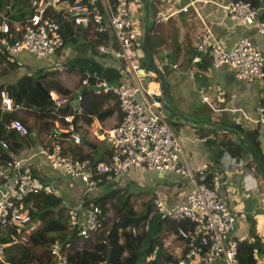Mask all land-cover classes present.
Wrapping results in <instances>:
<instances>
[{
    "label": "built area",
    "instance_id": "2783aa9c",
    "mask_svg": "<svg viewBox=\"0 0 264 264\" xmlns=\"http://www.w3.org/2000/svg\"><path fill=\"white\" fill-rule=\"evenodd\" d=\"M186 1L185 13L200 3L214 4L236 26L251 28L255 35L264 36V0ZM135 3L139 8L142 6V0H5L0 9V49L5 54L28 53L38 60L54 63V57L65 47L64 31L69 25L76 34L83 33L87 40L101 43L99 52L122 60L128 76H123L118 84H110L86 73L82 81V87L96 96H114L122 114L114 128L97 127L89 131L93 140L104 146L98 159L84 157L88 153L71 152L74 146L85 147L76 123L77 117L83 114V96H78L75 109L73 98L49 93L52 107L42 113L54 117L53 126L30 158L6 157L4 153L10 155L8 139L0 137V230L15 228L19 237L33 233L36 230L30 215L33 197L61 198L63 206L68 207L60 188L34 175L31 161L38 157H43L51 169L80 182L87 194L133 172L174 173L188 178L190 187L185 203L170 205L160 199L155 201L160 217L177 225L167 245L166 253L171 260L165 264H241L240 245L255 244L237 234L238 223L246 210L232 209L222 196L223 174H215L206 184L191 169L182 140L162 110L159 87L154 88L152 80L143 74L144 67L137 53L142 30L138 14L133 10ZM105 37L107 41H103ZM197 51L200 55L195 58L196 63L208 60L215 69L229 67L240 81L264 80V54L249 36L240 37L231 47H225L208 32L198 43ZM167 65L168 59H164L162 66ZM57 68L61 73L66 71L64 65ZM24 111L33 110L1 91L2 133L14 131L26 138L28 127L19 119ZM10 114L16 118L5 122ZM253 123L260 136H264V100L257 107ZM83 206L68 207V222L77 230L79 238L89 240L103 231L105 218L99 206L85 209ZM72 247L71 243L57 240L49 250V264H72ZM252 258L254 264H264L258 247L253 250ZM155 259L152 255L146 264Z\"/></svg>",
    "mask_w": 264,
    "mask_h": 264
},
{
    "label": "crops",
    "instance_id": "0c3cea01",
    "mask_svg": "<svg viewBox=\"0 0 264 264\" xmlns=\"http://www.w3.org/2000/svg\"><path fill=\"white\" fill-rule=\"evenodd\" d=\"M159 1L163 3V7L158 15V25L154 32V39L149 44L156 63L167 75L169 100L172 108L177 113L194 121L216 123L218 126L225 128L238 125L245 131H256V125L253 122L257 118V107L264 100V80L251 83L240 81L236 78V73L233 69L229 67L215 69L208 60L196 63L195 58L200 55L197 51V45L208 32H211L216 40L225 47H231L240 37L249 36L263 54L264 36L255 35L251 28L236 26L229 20L223 9L214 4L200 3L190 7L189 11L185 13L183 8L188 5L186 0ZM224 1L226 0H220V2ZM4 5L5 0H0V9ZM169 9H173V11L171 12ZM161 14H164V16L160 18ZM138 15L140 14L138 13ZM67 27L76 36L75 41L66 42ZM64 38L65 47L54 57V63L38 60L28 53L11 56L0 49L3 55L5 54L9 57L11 63L18 66L15 71H8L7 66L2 65L0 68V92L6 91L12 96L10 88L16 86L23 76L47 73L54 74L56 81H60L68 90L74 93L73 97L68 98L75 99L80 92H82L81 96H83L84 92L87 91L82 87V81L86 73H90L110 84H118L123 76H128L122 60L116 58L115 55L99 52L98 46L93 45L90 43L91 41L84 38L83 33L76 34L74 29L67 25L64 31ZM103 41H107L106 37ZM164 59H168L167 66H162ZM58 65H64L66 71L61 73L57 68ZM174 65H177L178 68H173ZM17 71H20L21 76L17 77L18 82L16 85H10V81L7 78ZM152 74L154 73L146 71L147 77L153 82V87L157 88L156 86L159 87V84H155L157 78L152 77ZM127 79L129 80V78ZM53 93L58 94L57 92ZM93 95L97 98H108L106 99L108 100L107 104L102 108V111L107 114L112 113V110L117 105L114 96H96L94 93ZM83 104L84 99L82 108ZM31 109L33 111H24L19 114V117L23 118L26 113L36 112L34 108ZM41 113L38 112L36 117L31 116L30 123L33 125V130L29 131V135L26 138H22L14 131L7 134L3 133L4 138L8 139L10 147L8 158L10 156L21 159L30 158L36 152L39 142L46 135L44 130L46 128L49 130L54 122L51 119V122L47 123L46 126L40 120ZM120 115L122 114L119 109V111H115L105 120H99L98 116H94L91 125L86 122L83 115L78 116L79 118L77 117L76 120L78 130L90 144V146L84 145V148L80 147L84 149H82V152L94 154L96 159L101 157L104 150L102 152L99 150L100 144L93 140L89 131L97 127L101 129L114 128L122 119ZM4 121L6 122V119ZM182 124V126L175 128V131L181 138L188 154L191 169L199 177L200 173L212 167L215 169L213 171L215 174H223L225 184L222 187V196L232 209L240 210L244 208L246 210V213L238 223L237 234L252 240L249 234L252 233L253 229L258 231L257 234L260 232L264 233V194L261 191V180L263 181V178L251 165L250 159L243 156L241 160H237L233 159L230 154L225 153L220 164L216 165V152L207 145L208 137L202 133L203 131L196 129L199 126ZM199 128L207 129V132L204 133H209L212 137L214 134H219L218 138L220 134L224 133L219 130L214 132L209 127ZM13 134H16L18 139L24 140V147H15L17 145ZM260 139L263 141L261 142L264 150V136L261 135ZM31 167L35 176L47 183L56 185L62 190L68 207L84 205L87 200L90 201V199L96 198L100 190H104L100 189L87 194L80 182L65 177L60 172L51 169L43 157H38L31 161ZM217 169L218 171H216ZM201 178L205 180V176ZM128 180L132 182L138 181L144 186L152 183L151 187L155 188L158 193L163 194V201L170 205L185 203L190 187L189 179L186 177H178L174 173H167L161 177L155 172L142 171L133 172L121 178L114 185L115 189H125L130 184ZM161 182L163 184L157 187L156 184ZM68 207L63 206L66 210L65 212H67ZM83 209L85 208L83 207ZM61 220H63V223L69 224L68 218L66 220L63 216ZM38 227L36 225V229ZM175 230L165 229L163 242L166 252L168 249L167 245L171 241V233L175 232ZM253 243L255 242L253 241Z\"/></svg>",
    "mask_w": 264,
    "mask_h": 264
},
{
    "label": "trees",
    "instance_id": "16d2710c",
    "mask_svg": "<svg viewBox=\"0 0 264 264\" xmlns=\"http://www.w3.org/2000/svg\"><path fill=\"white\" fill-rule=\"evenodd\" d=\"M163 3L159 0H152L151 10V29L149 42L154 39V32L158 25V15L162 10ZM71 29H68L65 34L66 42L75 41L76 36L72 33ZM95 46H99L101 43L97 41H91ZM191 47V46H190ZM2 65L7 66L8 71H15L18 66L11 63L7 55H3L0 52V68ZM146 71L152 72L149 65L143 66ZM41 81L43 87L48 92H57L63 98L73 97L74 93L68 90L60 81L54 77V74H40V75H25L18 84L11 89V95L17 103H21L28 108H34L35 113H26L20 120L26 124L29 131L33 130L31 125V116H35L38 112H44L52 107L51 101L48 97L37 87V81ZM111 96V95H107ZM84 99V112L83 117L86 122L91 125L92 118L98 116L99 120H105L110 117L115 111H119L118 104L112 110V113L107 114L102 111V108L107 104L108 98H97L93 95L92 91L87 90L83 94ZM122 118V115H120ZM12 114L7 115L5 118L7 122L15 119ZM79 118V117H78ZM77 120V119H76ZM173 128L182 126L183 124H173ZM229 128L238 130L244 133L256 149L260 152L264 160V150L262 149V139H260V132L245 131L238 125L229 126ZM202 133L208 137L207 145L216 152L215 164H220L221 159L225 153L230 154L233 159L241 160L246 156L250 159L251 165L258 171V168L254 164L249 153L241 147L235 139L227 134H220L217 138V134L212 137L205 128H199ZM213 134V133H212ZM4 137L2 128L0 126V137ZM16 142V148L24 147V140L17 138L16 134H13ZM211 138V139H209ZM262 141V142H261ZM84 148V147H83ZM83 148H79L82 155ZM84 150V149H83ZM6 157L7 154L4 153ZM89 156L92 159H96L94 154H87L84 157ZM5 159V158H4ZM215 169H207L200 173V178L205 176L204 183L209 184L212 178L215 176ZM218 171V169L216 170ZM259 173V171H258ZM260 174V173H259ZM202 175V176H201ZM261 175V174H260ZM115 183L108 185L110 188L114 187ZM115 190V189H113ZM114 192H111L108 196L96 197L93 200L86 201L84 208H89L91 205L99 206L105 218V224L110 225L107 221V213L109 212L108 199L113 197ZM129 201H125L124 206L119 210L120 220L112 225L111 232H99L89 240H83L78 237V232L72 229L68 223H63V199L53 196H36L30 200V215L32 224H40L41 228L30 234H25L23 237H19L15 228L8 227L0 230V264H49L51 258L49 257V250L51 246L60 240L62 243L72 244L71 262L72 264H105L108 252L111 249V264H146L147 259L152 255L159 254L158 261L153 260L149 264H165L171 260L164 248V233L166 230H174L177 225L168 223L163 220L153 207H149L148 211L143 215H136L134 211H129ZM124 211H126L124 213ZM53 215V224L49 225L46 218ZM254 228V227H252ZM132 229H137V233H134ZM128 230V231H127ZM124 236V240L121 241V234ZM82 244V246H80ZM80 246V247H79ZM256 248L255 244L244 243L239 247V260L241 264H254L252 253ZM262 251V250H261Z\"/></svg>",
    "mask_w": 264,
    "mask_h": 264
},
{
    "label": "water",
    "instance_id": "95a60500",
    "mask_svg": "<svg viewBox=\"0 0 264 264\" xmlns=\"http://www.w3.org/2000/svg\"><path fill=\"white\" fill-rule=\"evenodd\" d=\"M151 4L152 0H142V6H143V38H142V47L137 50L138 56L141 60V63L143 66L149 65V67L152 69L153 73L155 74L157 78V82L159 84L160 89V95H161V103H162V110L166 114L168 120L173 124H180L184 123L187 125H194L199 127H209L212 129V131L216 132L217 130L222 131L224 133L229 134L232 136L235 141L243 147L251 156L254 164L258 168L259 173L261 174L263 181H264V160L260 154V152L256 149V147L252 144V142L249 140V138L234 129H229L225 127H220L216 123H210L207 121H194L189 119L188 117L181 115L177 113L172 106L170 105L169 100V87H168V81H167V75L162 70V68L156 63V59L154 54L152 53L150 49L149 44V36H150V25H151V16H152V10H151ZM146 73V70H143V74ZM37 87L43 91V93L49 98V92L42 86L40 81H37ZM82 92L79 93L78 96H81ZM78 96L74 99L72 106L75 107V109L78 108ZM82 143L85 146H90V144L86 141L85 137H82ZM158 176L163 177L164 174L157 172ZM111 255L112 251L111 249L108 252V256L106 259L105 264H111ZM159 259V254L156 255V261Z\"/></svg>",
    "mask_w": 264,
    "mask_h": 264
},
{
    "label": "rangeland",
    "instance_id": "374dc122",
    "mask_svg": "<svg viewBox=\"0 0 264 264\" xmlns=\"http://www.w3.org/2000/svg\"><path fill=\"white\" fill-rule=\"evenodd\" d=\"M133 10L136 14H140L138 15L139 19H140V23H141V28H142V38H143V6H141L139 8V6L135 3L133 5ZM171 12L173 11V9H169ZM164 14L160 15V18L163 17ZM234 24V23H233ZM164 69H166L164 67ZM15 74V75H14ZM18 74V75H17ZM20 71H17L15 73H12L9 77L7 78V80L10 81V85H16L18 82V78L20 77ZM12 75H14L12 77ZM7 77V76H6ZM152 77L156 78L154 74H152ZM40 116V120L42 123H45V125L47 126V123L51 122L50 120L53 119L54 117L52 116H46L49 115L48 113L43 114ZM44 132L48 133V128H46V130H44ZM100 146V151L102 152L104 149V146L102 144L99 145ZM80 147H72L71 152L72 153H80L79 150ZM243 162V161H242ZM130 184L128 186L125 187V189H121V188H117L115 189V187L110 188L109 186H104V190H100L98 192L97 197H103V196H108L111 192H114L113 197L108 199V206H109V212L107 213V221L110 225H104V229L101 232H105V231H109L111 232L112 230V225L117 223L120 220V216L118 215L119 210L124 206L125 201H129V207H128V211H134V213L136 215H143L145 214L149 207H153L155 209V201L157 199H161L163 200L164 196L161 193H158V191L151 187L152 183L147 184L146 186H144L143 184L139 183L138 181L132 182L131 180ZM264 182L261 180V191H263L264 194ZM161 183H157L156 186L158 187ZM62 185V184H60ZM115 189V190H113ZM159 194V195H158ZM109 197V196H108ZM91 200V199H90ZM66 211V210H65ZM126 211H124L125 213ZM68 210L67 212L63 213V216L65 217V219L67 220L68 218ZM62 216V217H63ZM54 218L53 215H50L49 217L46 218L47 222L49 223V225L53 224L52 219ZM38 225V229L41 228L40 224H35V226ZM36 229V230H38ZM35 230V231H36ZM128 231V230H127ZM258 231H256L255 229H253L252 233L249 234V237L255 242V245L260 248V250H262V255L264 256V233L260 232L259 234H257ZM121 234V241L124 240V236L122 235V232H120Z\"/></svg>",
    "mask_w": 264,
    "mask_h": 264
},
{
    "label": "clouds",
    "instance_id": "9594fccd",
    "mask_svg": "<svg viewBox=\"0 0 264 264\" xmlns=\"http://www.w3.org/2000/svg\"><path fill=\"white\" fill-rule=\"evenodd\" d=\"M141 48V47H140Z\"/></svg>",
    "mask_w": 264,
    "mask_h": 264
}]
</instances>
